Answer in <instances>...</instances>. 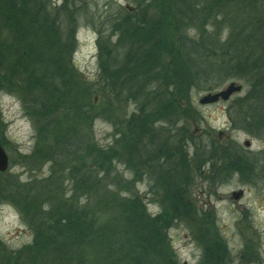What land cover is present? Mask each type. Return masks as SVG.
<instances>
[{
	"label": "rangeland",
	"instance_id": "obj_1",
	"mask_svg": "<svg viewBox=\"0 0 264 264\" xmlns=\"http://www.w3.org/2000/svg\"><path fill=\"white\" fill-rule=\"evenodd\" d=\"M207 1L22 0L18 9L33 10L19 15L22 23L0 17V45L10 49L0 50L7 59L0 64L14 66L7 80L0 77V142L9 158L0 172V264L33 247L35 229L46 223L42 211L53 208L43 212L50 221L59 208L88 212L105 224L122 219L120 206L128 202L161 216L158 264H264V125L251 127L241 114L251 83L234 66L238 49L250 50L243 38L264 25V1L220 0L215 9ZM146 7L151 17L163 16L167 53L158 69L161 75L177 70L182 79L163 82L164 100L177 113L154 117L139 139L142 154L132 158L130 121L143 108L160 110L151 95L156 83L149 81L156 68L128 61V37H122L127 16L141 17ZM184 38L218 45L207 44L191 80L171 52ZM48 54L53 60L46 67ZM41 77L52 89L49 107L36 102ZM231 82L243 86L231 100L200 103ZM259 95L257 109L264 104ZM178 187L187 209L169 201L167 189ZM22 263L36 264L33 250Z\"/></svg>",
	"mask_w": 264,
	"mask_h": 264
},
{
	"label": "trees",
	"instance_id": "obj_2",
	"mask_svg": "<svg viewBox=\"0 0 264 264\" xmlns=\"http://www.w3.org/2000/svg\"><path fill=\"white\" fill-rule=\"evenodd\" d=\"M186 1L190 4L189 0ZM21 2L22 0H0V17L3 19H9L8 21L10 22V25L14 22L13 18L22 23L23 17H20L19 15L22 14V12L25 14L31 13L33 10L29 8L28 10L23 9V11H21L20 8L18 9V5L20 6ZM207 2L211 5V9H215L221 4L220 0H208ZM42 3L44 4V2ZM28 5L29 3L26 4V6ZM26 6L23 7L25 8ZM150 9L151 8L146 7L144 11H148L141 17L137 16L136 19H131L127 16L129 23L126 25L129 27L128 29L125 28L122 30V37H128L126 39L128 40L127 43L130 48L128 50H131L129 51L128 61L131 60L132 63L136 64L139 68L140 66H145V69L151 67V69L156 68L149 81H154L156 83V92L151 95L155 96L154 101H156L157 106L160 107L158 112H149L147 109L143 108L140 110V115L137 116V118H134V121H130L131 124L128 126L134 137L132 138V142H127L126 146L128 147V153L132 158H138L139 155L142 154L143 146L139 139L147 136V133L150 130V125L153 123V118L157 115L161 116L171 113L173 116L177 113L178 107L173 105L171 108L169 103L164 100L167 96L163 91V82H171L173 77L182 79V73H179L177 70H174L175 73L173 75L166 73L165 75L164 73L161 75L160 70L158 69L162 57L165 58L167 53V45L163 42L162 37L163 16L157 13V15L151 17L149 12ZM180 17L182 19L184 18L183 16ZM28 24H33V19H31V22L28 21ZM259 25H261V28ZM122 26H125V24L122 23ZM263 26L264 25L260 23L256 27V29H258L257 31H250L251 34H246L243 38V42H246L251 46H248L250 50H247V48L246 50L238 49L239 55L235 58L238 62H234L236 70H240L243 74L242 76L245 75L244 77L250 80L251 83V89L246 94L247 101L245 103L247 105L243 104L240 107L242 109L241 114L246 115L244 118L251 122V127L259 125L260 123L264 125V104L260 101V108L257 109L255 101L253 100L255 94L258 93L260 94L257 96L259 100L260 98H264ZM29 30L31 31V29ZM256 42L259 43V46L257 47L254 45ZM46 43L50 44L49 41ZM207 44L212 48L218 46L214 40L207 41ZM207 44L203 42L201 46H199L196 40L184 38V41L180 42L179 48L171 50L173 59L179 62L181 68H184L185 66L189 68L190 80L193 77V66L195 64L198 65V62H205L206 56L204 54V48L207 47ZM261 45H263L262 48H260ZM1 49L4 51L10 50L5 43L0 45V50ZM28 50L30 51V54L25 62L30 65L34 63L35 60L31 57L33 49L29 48ZM256 52H259V54ZM47 57L48 59H45V57L43 58L44 61L40 60L46 67V64H50L53 60V58H50L49 54ZM230 57H232V54ZM0 59L7 60L5 54L1 53V51ZM197 60L199 61L197 62ZM8 66H12V64L7 62L0 64V77L4 80H7L10 77V71L14 68V66H12L9 69ZM206 69L207 72L211 71L210 66H207ZM23 70H25V68H23ZM47 70L52 72L50 69ZM52 73L54 74V72ZM55 74L61 75L58 73ZM118 74L119 73L116 72L115 76L117 77ZM44 79L45 78L40 79L39 81ZM158 86L159 88L157 89ZM39 90L40 96L38 97L40 99L37 98L36 102L39 103L41 107H43V105L49 107L52 93L51 87L48 88L47 83L41 81ZM244 108H246V111H243ZM137 140L138 142H136ZM43 155H46V153H43ZM179 189L180 187L177 189L175 188L174 190L167 189V195L170 197H168L169 201H171L177 209H187L189 204L186 203V198L184 195L180 194L181 191ZM127 205L128 206H120L123 213L122 219L119 218L112 222H106L105 224L100 222L94 214L92 215L88 212L83 213L82 211V213L70 215L68 209L64 211L63 208H59L55 211L57 217L50 221L49 215L46 216L43 212L49 214L52 212L53 208L51 207L49 210L42 211V216L45 217L44 222L46 223L43 225L44 227H42V229H40L39 226L35 229L34 245L32 248L28 249V251H34L36 264L41 262H43V264H72V253L79 256L77 257L80 260L79 264H158L159 261H156L157 253L154 246H156L161 238V235L156 230L158 229L159 223L162 221L160 218L161 216L150 217L146 212H143L142 207L138 206V208H133L130 202H128ZM103 210L104 209H100V211ZM49 221L51 223H49ZM63 237H65V240ZM69 238L71 240L68 242L67 239ZM79 249L82 250V252L74 251ZM93 250L96 251V255L93 254ZM28 251L21 252V250H16L13 255L14 262L12 264H23V258ZM95 256H97V261L96 259H93Z\"/></svg>",
	"mask_w": 264,
	"mask_h": 264
},
{
	"label": "water",
	"instance_id": "obj_3",
	"mask_svg": "<svg viewBox=\"0 0 264 264\" xmlns=\"http://www.w3.org/2000/svg\"><path fill=\"white\" fill-rule=\"evenodd\" d=\"M242 89V85H238L235 82L230 83L225 89L216 93H209L205 95L200 101L203 104L216 102L220 97L224 100L229 99V97ZM249 145V142H246ZM9 165V158L0 143V171H6Z\"/></svg>",
	"mask_w": 264,
	"mask_h": 264
},
{
	"label": "flooded vegetation",
	"instance_id": "obj_4",
	"mask_svg": "<svg viewBox=\"0 0 264 264\" xmlns=\"http://www.w3.org/2000/svg\"><path fill=\"white\" fill-rule=\"evenodd\" d=\"M143 1V0H142ZM145 1H154V0H145ZM262 1H264V0H262ZM156 2V1H155ZM130 10H132V9H130ZM253 33V32H252ZM248 34H251V33H248ZM232 83V82H231ZM227 87V86H226ZM226 87H224V88H222V89H220V90H218V91H215V92H210V93H216V92H219V91H222L223 89H225ZM242 88H243V86H242ZM243 90V89H242ZM242 90H240V92H242ZM240 92H235V93H233L230 97H229V99H227V100H224V99H222L221 97L216 101V102H213V103H217V102H226V101H229V100H231L233 97H234V95H237V94H239ZM209 94V93H208ZM207 95V94H206ZM203 98V97H202ZM201 98V99H202ZM200 99V100H201ZM200 103H201V101H200ZM203 104V103H202ZM207 104V103H206Z\"/></svg>",
	"mask_w": 264,
	"mask_h": 264
}]
</instances>
